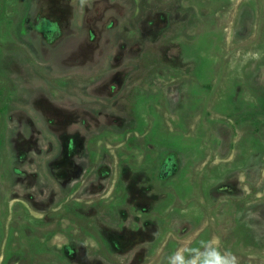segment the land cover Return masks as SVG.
<instances>
[{
	"label": "rangeland",
	"instance_id": "1",
	"mask_svg": "<svg viewBox=\"0 0 264 264\" xmlns=\"http://www.w3.org/2000/svg\"><path fill=\"white\" fill-rule=\"evenodd\" d=\"M88 25L116 28L79 60ZM107 70L112 100L89 90ZM92 101L98 133L42 114ZM20 130L48 154H17ZM63 133L84 154L55 156ZM212 240L264 264V0H0V264H169Z\"/></svg>",
	"mask_w": 264,
	"mask_h": 264
},
{
	"label": "flooded vegetation",
	"instance_id": "2",
	"mask_svg": "<svg viewBox=\"0 0 264 264\" xmlns=\"http://www.w3.org/2000/svg\"><path fill=\"white\" fill-rule=\"evenodd\" d=\"M91 26L89 28H86L84 30L85 33V37L81 40V41H77L78 47H77V51L76 54L74 55V57L76 59L82 60V58L85 59L86 54H94L97 51H93V48H89L87 50H83L82 46H84L85 44L87 45V43H98L101 41H110L111 37V33L110 31L116 28V25L112 26V25H88ZM32 32H33V39H35V34L37 35V40L42 43V41L44 42H53L52 44H54L56 41H58L61 35V25H56L55 23H50V25H35L32 27ZM83 33V32H82ZM81 37V36H80ZM98 45V44H97ZM45 46V45H44ZM65 47H68L67 45H64ZM71 47V46H70ZM69 47V48H70ZM46 50H48V48L45 46ZM68 48V49H69ZM98 49V48H97ZM58 50V49H57ZM99 51L101 50L100 48L98 49ZM57 52H61V49H59ZM96 56V55H95ZM73 57V56H72ZM97 58L95 59V57H93V62H97L99 55L97 53ZM94 64V63H93ZM125 73L123 72H117L114 70H107L105 72V74L102 76V79L99 80V83L93 85L91 88H89L90 93L92 92L96 97L98 96H102V97H107L108 100H112L114 99L117 94L120 91V86L122 82V78L123 75ZM120 81V84L118 85ZM118 82V83H117ZM83 93H84V88H82ZM88 90V93H89ZM98 95V96H97ZM71 104H74L73 102H71ZM91 106L89 107H93V111H95V113L93 112H89L90 110H88L87 107L85 106V104L81 105L82 108H80L79 106H66L64 104H62V107L59 108H53L55 105H52L51 103H45L44 104V108L42 107V114H45V109L48 110H52V114H54L55 116V121H59L62 125H63V120L66 121L67 123L69 121L72 120H79L80 118H84L83 122L87 123L86 118L88 117V122L90 121L92 123V127H90L93 130V126L95 127V131L98 133L100 126H101V119H100V111L103 112V110H101L98 106L99 102L98 101H92ZM103 104V103H102ZM98 107V108H96ZM103 109V108H102ZM95 114V115H94ZM105 117L104 120L106 122H111L113 123V119L110 117V113L106 112L104 113ZM26 122V121H25ZM48 123L50 124V122L48 121ZM23 125H25V123L20 120V127H23ZM31 125V124H30ZM34 125V124H33ZM67 131V130H65ZM27 132L30 136L29 130L27 129ZM39 133V130L38 132ZM32 135H34V132L31 133ZM17 139L12 140L13 142V146L15 149V152L17 154L20 155L19 149L22 147L23 150L29 151L28 149H30L32 147V153H39V154H43V155H47L49 150L44 151L43 149L40 147V145H36V139L33 141V145L31 146V144L29 142L25 143V137L23 135V130L19 131L18 133L15 134ZM35 136V135H34ZM94 136V135H93ZM37 137V136H36ZM57 138L59 139L60 143V150L57 151L56 150V154L55 156L57 157H69L71 155L72 156H78L80 157L82 155V153L84 154V150H78V147L76 149H74V145L76 144V146L79 144L83 145V143L86 141V137H81L79 135V133L76 134H68V133H63L61 135H58ZM29 145V146H28ZM28 146V147H27ZM64 148V149H62ZM14 152V153H15ZM43 152V153H42ZM16 154L15 160L18 158V160L20 161H25V159H22L21 157H19V155ZM60 158H55V162H58L57 160H59ZM31 161V160H30ZM51 161V160H50ZM32 163H34V161H31ZM21 170V169H19ZM18 174L21 173V177H23V180H29L30 182L27 184L28 187L31 186L32 181L35 180V176L34 174H29L26 175L25 173L18 171ZM23 173V174H22ZM22 181V180H21ZM26 184V183H25ZM42 190V189H41ZM116 237V236H115Z\"/></svg>",
	"mask_w": 264,
	"mask_h": 264
},
{
	"label": "clouds",
	"instance_id": "3",
	"mask_svg": "<svg viewBox=\"0 0 264 264\" xmlns=\"http://www.w3.org/2000/svg\"><path fill=\"white\" fill-rule=\"evenodd\" d=\"M169 264H238V259L230 251L221 252L217 241L212 240L202 243V250L192 249L189 258L173 255Z\"/></svg>",
	"mask_w": 264,
	"mask_h": 264
}]
</instances>
